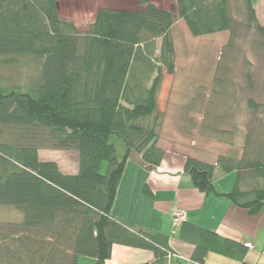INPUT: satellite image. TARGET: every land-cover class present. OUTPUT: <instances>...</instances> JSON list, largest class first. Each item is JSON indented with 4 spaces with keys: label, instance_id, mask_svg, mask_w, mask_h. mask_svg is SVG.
<instances>
[{
    "label": "trees",
    "instance_id": "1",
    "mask_svg": "<svg viewBox=\"0 0 264 264\" xmlns=\"http://www.w3.org/2000/svg\"><path fill=\"white\" fill-rule=\"evenodd\" d=\"M243 1L264 43L257 0ZM231 2L177 0L178 14L194 36L233 31ZM174 24L172 11L143 1L139 9L99 8L81 33L61 18L57 0H0V63L12 65L17 56L40 63L29 85L0 76V206L22 213L18 221H0V264H79L80 257L104 264L115 244L153 252L151 264H172L167 235L112 210L129 159L149 171L164 159L158 94L165 74L176 70ZM45 148L77 152V171L41 160ZM184 172L199 191L225 195L257 214L264 207V135L248 131L239 157L221 155L215 163L187 157ZM232 172V190L216 192V176ZM143 192L151 190L145 185ZM244 196L253 198L241 202ZM176 228L194 245V263L216 252L250 264L246 242L187 220Z\"/></svg>",
    "mask_w": 264,
    "mask_h": 264
},
{
    "label": "rangeland",
    "instance_id": "2",
    "mask_svg": "<svg viewBox=\"0 0 264 264\" xmlns=\"http://www.w3.org/2000/svg\"><path fill=\"white\" fill-rule=\"evenodd\" d=\"M57 1L61 18L73 23L81 33L89 30L99 8L139 9L146 1L173 12L175 24L171 34L176 70L165 74L158 94V107L164 116L159 145L165 151L215 163L221 155L236 153L239 157L251 129L264 135V43L259 41L254 24L249 25L243 0L231 2L233 31L202 36H194L180 18L177 0ZM254 7L258 23L264 25V0H257ZM39 71L40 63L30 56H17L12 65L0 63V76L11 84L29 85ZM249 100L259 105L257 110L250 108ZM123 150L119 145L120 156ZM39 156L43 161L57 162L65 173L78 169L75 151L45 148ZM133 160L126 166L120 189L131 190L134 185L140 165ZM107 164L103 163L102 172ZM145 173L141 170L139 177ZM21 217L16 207L0 206L1 222L18 221ZM79 264H93V259L80 257Z\"/></svg>",
    "mask_w": 264,
    "mask_h": 264
},
{
    "label": "crops",
    "instance_id": "3",
    "mask_svg": "<svg viewBox=\"0 0 264 264\" xmlns=\"http://www.w3.org/2000/svg\"><path fill=\"white\" fill-rule=\"evenodd\" d=\"M186 158L184 154L165 151L161 165L153 171H149L138 160L132 158L140 165L137 176L131 190L120 189L119 186L113 215L153 232L167 235L173 250L190 259L194 245L182 240L178 231L173 233L172 213L179 209L185 212L186 220L189 222L243 244L253 242L254 248H248L244 260L250 264H264V207L259 213L251 214L248 209L235 204L225 195L214 192L205 194L199 191L193 185L190 175L184 172ZM197 159L212 162L203 158ZM141 170H146V173L139 177ZM235 178L236 172L224 176L217 175L214 180L215 191L230 192ZM145 185L151 190L150 194L143 192ZM244 198L245 201L241 202L250 201L253 196ZM154 261L155 256L149 250L115 244L111 259L104 264H151ZM176 262L174 259L172 264ZM203 264H241V261L210 252Z\"/></svg>",
    "mask_w": 264,
    "mask_h": 264
},
{
    "label": "built area",
    "instance_id": "4",
    "mask_svg": "<svg viewBox=\"0 0 264 264\" xmlns=\"http://www.w3.org/2000/svg\"><path fill=\"white\" fill-rule=\"evenodd\" d=\"M172 220H173V233L176 232L175 228L184 220H186V214L182 210L175 209L172 213ZM246 246L248 248H254L253 242H246ZM170 258L176 259V264H194V262L191 261L189 258H185L182 255L174 252L170 254Z\"/></svg>",
    "mask_w": 264,
    "mask_h": 264
}]
</instances>
